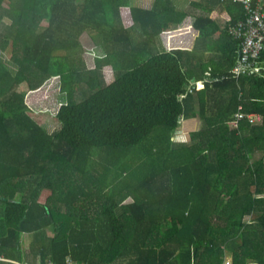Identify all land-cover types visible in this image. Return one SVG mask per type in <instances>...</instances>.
<instances>
[{"label":"trees","instance_id":"trees-1","mask_svg":"<svg viewBox=\"0 0 264 264\" xmlns=\"http://www.w3.org/2000/svg\"><path fill=\"white\" fill-rule=\"evenodd\" d=\"M189 4L0 0V264H264V48L237 75L243 4ZM54 76L49 131L21 86Z\"/></svg>","mask_w":264,"mask_h":264},{"label":"rangeland","instance_id":"rangeland-1","mask_svg":"<svg viewBox=\"0 0 264 264\" xmlns=\"http://www.w3.org/2000/svg\"><path fill=\"white\" fill-rule=\"evenodd\" d=\"M189 1L190 0H175V3L179 8L192 11L194 9L193 6L189 4ZM131 3L135 5L150 7L152 4V0H131ZM194 18L195 17L188 15L179 24V26L182 25L184 26L185 24L192 22ZM219 19L220 21L223 20L221 17H219ZM43 23L47 24V20H43ZM185 31H187L186 27L184 30L178 28V29L164 31L162 33V44H159V47H161L162 45L165 46L166 48H169L171 37L173 35L182 34ZM132 33L135 34L137 39L138 31L134 29ZM81 40L84 44V48L86 47L91 52L94 53L96 52L95 46L92 44V40L86 33L82 35ZM105 70L108 78L113 76L114 72L110 69V67L105 68L104 71ZM21 89L25 91V99L27 103L34 109L33 116L49 131H53L56 127H58L59 121L54 116V112L58 109V107L62 103H64L67 100V93L63 92L60 89V78L58 76L50 77L44 82V84L40 88L35 90L28 89V87L25 85H22ZM200 121L201 120H199L198 122ZM173 140L177 142H182V141L184 142L187 140L185 127L183 124L179 125L178 129L173 135ZM47 230L49 233H52L51 227H49ZM24 239L25 240L23 246L27 247L30 242V236L26 235Z\"/></svg>","mask_w":264,"mask_h":264},{"label":"built area","instance_id":"built-area-1","mask_svg":"<svg viewBox=\"0 0 264 264\" xmlns=\"http://www.w3.org/2000/svg\"><path fill=\"white\" fill-rule=\"evenodd\" d=\"M241 2L245 17L228 26V31L240 39L238 57L233 71L238 75L261 71L259 56L264 48V0H235ZM238 118L243 113L236 114ZM251 119H260L258 114H249ZM225 264H230L227 260Z\"/></svg>","mask_w":264,"mask_h":264},{"label":"crops","instance_id":"crops-1","mask_svg":"<svg viewBox=\"0 0 264 264\" xmlns=\"http://www.w3.org/2000/svg\"><path fill=\"white\" fill-rule=\"evenodd\" d=\"M196 1H199V0H196ZM189 3H190V1H189ZM197 10V12H199V10L198 9H196ZM223 10V9H222ZM223 13V12H222ZM190 16H192V17H194V15H190ZM219 17H221L223 20L222 21H220V19H219ZM194 20V19H193ZM193 20H192V22H190V23H188V24H185L184 26L182 25V26H179V29L181 28L182 30H184L185 29V27L187 28V31H189L190 30V27L193 25ZM218 23L221 25V27H223L225 24H226V19H225V17H224V15L223 14H221L220 13V15L218 16ZM186 32V31H185ZM208 55H210L208 52H207V54H206V57L208 56ZM200 119H196V120H194V121H191L190 123L193 125V127H195V128H198V127H200V125H201V121L200 122H198ZM199 123H200V125H199ZM229 258V257H228ZM226 259V260H229L230 261V259ZM226 262V261H225ZM225 264V263H224Z\"/></svg>","mask_w":264,"mask_h":264},{"label":"clouds","instance_id":"clouds-1","mask_svg":"<svg viewBox=\"0 0 264 264\" xmlns=\"http://www.w3.org/2000/svg\"><path fill=\"white\" fill-rule=\"evenodd\" d=\"M227 261V260H226Z\"/></svg>","mask_w":264,"mask_h":264}]
</instances>
